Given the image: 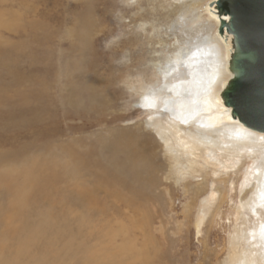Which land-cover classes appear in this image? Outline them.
<instances>
[{
    "label": "rangeland",
    "instance_id": "obj_1",
    "mask_svg": "<svg viewBox=\"0 0 264 264\" xmlns=\"http://www.w3.org/2000/svg\"><path fill=\"white\" fill-rule=\"evenodd\" d=\"M213 1L180 30V0H0V264H238L245 253L264 264L250 238L264 206H247L264 148L238 144L236 130L222 151L185 150L139 107L165 47L215 40ZM51 212L49 242L34 243Z\"/></svg>",
    "mask_w": 264,
    "mask_h": 264
},
{
    "label": "bare ground",
    "instance_id": "obj_2",
    "mask_svg": "<svg viewBox=\"0 0 264 264\" xmlns=\"http://www.w3.org/2000/svg\"><path fill=\"white\" fill-rule=\"evenodd\" d=\"M180 1H185L184 4L179 5L180 8L183 7V9H185V13L179 14L174 19L173 26L180 30H186L188 27V20L197 18L198 13L196 15L193 11L196 10L197 6L204 0ZM215 4V0L207 3L206 8L208 10H205L207 17L211 21V23L207 22L206 27L208 29H211V27L217 29L215 40H213L210 36H207L206 38L194 41L197 46L194 45L195 47L192 51L190 49L193 45H189L188 42L184 41L179 45H176V43L173 44L171 48L165 47L166 53L171 54V52H173V54L168 55L166 59V66L161 68V63L158 64L159 67H155L158 73V80L153 85L148 83L146 86H143L142 90L144 91V95L141 99H139V107L146 112H151L150 114L152 118L150 119L149 126L155 130L161 139H163L162 136L164 132H178L180 134L178 136L180 138L178 139L184 146H186L185 150H189V148L194 149V147H191V144L189 145V141H191V143L195 142L200 144L207 153L222 151L223 145L227 146L226 144H234L233 137H231V135L233 136V134H236V130H245L251 134L244 131V143L241 144L243 141L240 140L238 144L246 145L247 149L251 152H253V150L258 151L256 149L257 147L264 148V145L260 143V140L264 141V134L251 131L236 121L231 116L230 109L223 104L220 97L221 90L224 89L227 81L231 79V73L228 67L229 55L231 53V35L227 34L225 28L223 36L218 34V27L220 25V18L222 15L220 16L218 14ZM222 19L227 21L229 18L228 16H223ZM204 27L205 26L203 25L202 28ZM197 32H203V29L197 30ZM222 38H227V42H224ZM160 57L161 55L159 58ZM159 61H162V59H157L155 62ZM207 106L216 110V113L213 114L211 113V110H207ZM158 107L162 109L160 113L156 109ZM207 112L210 113L206 114ZM158 113L164 115L163 117H165V120L168 119L169 121L164 122L163 120H155L153 117ZM189 121L191 122L187 125ZM176 122L179 123V125ZM219 123H223L220 126V129H215ZM180 125H185V127ZM190 126L193 127V130L191 131L188 129L186 131L185 128ZM183 138H187V140L185 141ZM238 139L240 138L238 137ZM163 142L167 145V140L164 139ZM236 149L237 150L226 147L224 150L228 151V155L230 156L233 155L231 151L237 153L243 150V148ZM143 156H145L144 152L142 153V157ZM213 156L215 155L210 154L209 158H212ZM139 157H141V155ZM215 162H219V160H215ZM253 170H257V174L253 175V173H251L249 175L253 177L252 181L255 182L252 185V196L250 197L247 205L249 207V211H255L257 207L264 206V199L261 200L262 197L264 198V161L256 165ZM249 176L243 181V187L245 189L251 183ZM3 178L4 176L0 175V179ZM15 189L18 188L15 186ZM79 191L83 197L92 198V195L89 192L84 191L83 189H80ZM11 193L16 196L14 191H11ZM30 195H32V193ZM17 197L27 203V195L25 193L20 192ZM210 198H213V194H211ZM9 205L13 209V214L10 218V221H12L16 219V217L20 216L11 204ZM11 208L9 209L10 211ZM202 216L204 218V214H202ZM50 218L56 219L53 212H51L50 216L47 217L49 222L46 220L43 222L40 221V231L35 233L34 237L36 240L34 243L43 239L48 241V234L43 233V229L50 224L54 225V222L51 223ZM201 224V220H199L196 224L197 233H199ZM255 225L256 226L251 230L252 236H250V238L251 241H253V245L258 248L257 250L259 251L258 256L260 260L264 261V222L258 221ZM258 225H260L259 227H261V230L260 228L258 229ZM18 232L21 233L19 229L17 231L15 230L14 233L16 234ZM39 233H43V237H37L39 236ZM5 237L7 238L8 236H6L4 232L0 233V243H2V240ZM14 239L15 238L13 237V240ZM17 239H19V237L16 238V240ZM28 241L31 240L28 239ZM24 243L26 244V242ZM4 250L6 251L3 247V251ZM254 253H256V251H254ZM250 254L252 255L253 252H250ZM248 257L249 255L245 253L243 257L239 258L238 264H249L247 263Z\"/></svg>",
    "mask_w": 264,
    "mask_h": 264
},
{
    "label": "water",
    "instance_id": "obj_3",
    "mask_svg": "<svg viewBox=\"0 0 264 264\" xmlns=\"http://www.w3.org/2000/svg\"><path fill=\"white\" fill-rule=\"evenodd\" d=\"M218 34L231 35V79L220 92L231 116L245 128L264 134V0H215ZM210 7V5H209ZM227 42V38H222Z\"/></svg>",
    "mask_w": 264,
    "mask_h": 264
}]
</instances>
